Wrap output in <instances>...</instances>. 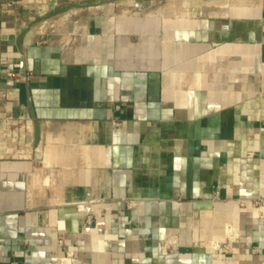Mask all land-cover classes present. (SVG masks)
I'll use <instances>...</instances> for the list:
<instances>
[{"label":"crops","instance_id":"obj_1","mask_svg":"<svg viewBox=\"0 0 264 264\" xmlns=\"http://www.w3.org/2000/svg\"><path fill=\"white\" fill-rule=\"evenodd\" d=\"M7 1L0 264H264V0Z\"/></svg>","mask_w":264,"mask_h":264},{"label":"built area","instance_id":"obj_2","mask_svg":"<svg viewBox=\"0 0 264 264\" xmlns=\"http://www.w3.org/2000/svg\"><path fill=\"white\" fill-rule=\"evenodd\" d=\"M6 4H7L8 7L12 8V7H15L17 5V2H16V0H8ZM26 75H27V77H31L33 74L27 72ZM6 76L9 79H12V80L13 79H17L18 77L19 78H22V75L20 73H18L17 71L13 70V69L8 70L6 72ZM0 98L2 100L6 99L7 98V94L5 92L0 91ZM116 124H118V123H116ZM214 199L215 200H220V193H219V191L215 192ZM260 202H262V200L255 201L256 204H259ZM241 204L243 205V202H241Z\"/></svg>","mask_w":264,"mask_h":264},{"label":"water","instance_id":"obj_3","mask_svg":"<svg viewBox=\"0 0 264 264\" xmlns=\"http://www.w3.org/2000/svg\"><path fill=\"white\" fill-rule=\"evenodd\" d=\"M73 6L74 7H80L79 4H76V5H73ZM53 9H54V6L51 7V10H53ZM49 17H50V15H45V16L41 17L39 19V21H43V20H45V19H47ZM26 33H27V29L22 31V35H25ZM22 68L25 69L24 64H22ZM23 72H25V70ZM39 139H40V126H39V123L36 121V144L39 143Z\"/></svg>","mask_w":264,"mask_h":264}]
</instances>
